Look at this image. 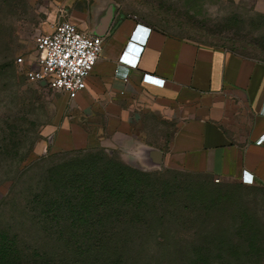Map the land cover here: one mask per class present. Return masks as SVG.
Returning <instances> with one entry per match:
<instances>
[{
	"label": "rangeland",
	"instance_id": "1",
	"mask_svg": "<svg viewBox=\"0 0 264 264\" xmlns=\"http://www.w3.org/2000/svg\"><path fill=\"white\" fill-rule=\"evenodd\" d=\"M97 3H111L119 16L170 34L264 60V9L256 0H0V264H47L49 259L101 264L110 258L124 264H264V186L149 167L115 148L120 138L111 135L106 145L94 142L84 150L52 144L71 120L104 119L80 113L63 91L27 79L34 38L60 19L78 24L74 16ZM18 56L24 62L18 63ZM88 155L99 158L105 176L98 182L78 178L65 191V207L87 215L71 224L66 240L57 228L46 233L35 195L46 185L49 169ZM122 169L139 205L111 199L106 209L90 203L100 182H116ZM98 229L112 235L113 253L95 248L88 253L75 242L76 236Z\"/></svg>",
	"mask_w": 264,
	"mask_h": 264
},
{
	"label": "crops",
	"instance_id": "2",
	"mask_svg": "<svg viewBox=\"0 0 264 264\" xmlns=\"http://www.w3.org/2000/svg\"><path fill=\"white\" fill-rule=\"evenodd\" d=\"M256 6L264 9V0ZM91 7L74 17L103 47L72 99L80 113L104 121L71 120L52 144L104 146L111 135L120 138L115 148L149 167L241 182L247 171L253 181L244 184L264 186V60L119 16L111 3Z\"/></svg>",
	"mask_w": 264,
	"mask_h": 264
},
{
	"label": "trees",
	"instance_id": "3",
	"mask_svg": "<svg viewBox=\"0 0 264 264\" xmlns=\"http://www.w3.org/2000/svg\"><path fill=\"white\" fill-rule=\"evenodd\" d=\"M84 149L87 148H79L77 150ZM98 159L96 156L91 155L86 157L80 156L79 158H71L70 160L65 161L61 165H58L57 168L52 170L49 169L50 175L47 177L46 185L38 191L34 198L36 205L35 208L38 210V215L45 226H47L46 233H51L53 227L57 228L58 235L62 238L64 237V240H66V235L73 233L68 229L73 228L71 227V224L76 223V221L80 222L83 217L87 215L78 211L73 213L71 208L68 209L65 207L68 204V200L66 203L65 191L67 192V187H70L73 182L78 180V178H83V180L94 178V180L97 181L98 178H102V175L105 176V169H100L97 165ZM53 171L58 172L53 174ZM123 172L122 169V171L117 173L118 179L116 182L101 181L99 194L97 196H94L95 194L90 195L89 202L92 203L94 201L93 204L95 206H105L106 209L108 208L111 199H113L114 202L133 203V206H138L139 204L136 202V196L134 195L135 189H132L130 186L131 184L129 185V183L125 181L126 177H124ZM112 173L114 174L115 172ZM51 182L56 183L53 189H50L49 186ZM69 184L70 186H68ZM92 190L95 189L92 188ZM94 192L96 193L97 191L95 190ZM63 208L68 210H64ZM100 217V215H97L95 219L99 222L101 220ZM85 233H87V235L84 234L75 237L76 243L84 244L85 252L89 253L92 248H95L96 251L104 250V252L107 253V251H111L108 245H112L114 248L116 246L112 235L109 236L102 230L86 231ZM82 237L83 240L80 241ZM67 239L69 241L70 236ZM111 252L113 253L114 251ZM47 264H52L50 259L47 260ZM61 264H66V261ZM83 264L91 263L86 262ZM101 264H124V262L119 258H110L108 261Z\"/></svg>",
	"mask_w": 264,
	"mask_h": 264
},
{
	"label": "built area",
	"instance_id": "4",
	"mask_svg": "<svg viewBox=\"0 0 264 264\" xmlns=\"http://www.w3.org/2000/svg\"><path fill=\"white\" fill-rule=\"evenodd\" d=\"M102 47V36L81 28L68 18L60 19L50 31L35 35V54L31 58L32 66L27 69V79L44 82L53 89L63 91L67 97L74 98L85 87ZM16 60L18 63L24 62L22 56ZM127 72L128 68L120 65L115 69V73L123 77L127 76ZM241 180L251 183L253 176L243 171Z\"/></svg>",
	"mask_w": 264,
	"mask_h": 264
},
{
	"label": "water",
	"instance_id": "5",
	"mask_svg": "<svg viewBox=\"0 0 264 264\" xmlns=\"http://www.w3.org/2000/svg\"><path fill=\"white\" fill-rule=\"evenodd\" d=\"M110 11H111V10L108 8L107 11H106V18L109 17V15H110ZM139 154L141 155V153H139Z\"/></svg>",
	"mask_w": 264,
	"mask_h": 264
},
{
	"label": "snow or ice",
	"instance_id": "6",
	"mask_svg": "<svg viewBox=\"0 0 264 264\" xmlns=\"http://www.w3.org/2000/svg\"><path fill=\"white\" fill-rule=\"evenodd\" d=\"M251 179V177H249V180Z\"/></svg>",
	"mask_w": 264,
	"mask_h": 264
}]
</instances>
